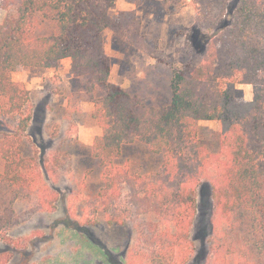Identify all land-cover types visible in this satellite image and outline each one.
<instances>
[{
  "label": "trees",
  "instance_id": "16d2710c",
  "mask_svg": "<svg viewBox=\"0 0 264 264\" xmlns=\"http://www.w3.org/2000/svg\"><path fill=\"white\" fill-rule=\"evenodd\" d=\"M117 1L2 0L0 120L10 129L0 136V192L8 195H0L1 227L53 210L58 199V191L41 186V172L25 154L30 92L13 73L70 58L71 74L87 78L92 117L101 130L91 150L104 168L103 185L89 208L107 212L127 191L126 213L138 239L127 264L139 258L147 264L188 262L202 182L212 187L217 229L207 264H264V0H192L196 24L214 34L204 56L176 72L171 99L162 105L110 80L106 30L153 52L136 10L115 13ZM165 1L177 8L187 0ZM239 83L253 86L252 100L238 95ZM207 119L221 124L210 144L199 136L200 121ZM135 142L162 155L158 171L132 173L116 164L122 147ZM21 202L26 208L15 210Z\"/></svg>",
  "mask_w": 264,
  "mask_h": 264
},
{
  "label": "rangeland",
  "instance_id": "374dc122",
  "mask_svg": "<svg viewBox=\"0 0 264 264\" xmlns=\"http://www.w3.org/2000/svg\"><path fill=\"white\" fill-rule=\"evenodd\" d=\"M128 9L136 10L153 52L106 30L110 80L150 105L166 104L174 75L204 56L214 32L196 24L197 5L192 0L177 8L165 0H140L138 6L118 0L113 11ZM6 15L0 0V24ZM70 67L71 59L65 58L56 67L26 66L13 73V79L30 92L32 118L23 133L25 154L32 156L35 170H40L41 186L58 191V199L53 210H41L10 227L0 225V264H127L129 248L138 245L135 225L126 213L127 191L107 212L93 213L89 208L103 185L104 168L91 150L101 130L92 117L95 103L88 96L87 78L73 76ZM236 88L243 99H253L251 84L239 83ZM100 95L95 90V97ZM9 126L0 120V136ZM220 130L218 120L200 121L199 136L207 143H213ZM116 164L132 173H153L160 169L162 155L135 142L122 147ZM212 193L208 182L197 189V213L190 232L193 251L186 264H207L217 234ZM0 195L8 200L6 190ZM25 208L21 202L15 210ZM139 259L137 264H147V258Z\"/></svg>",
  "mask_w": 264,
  "mask_h": 264
}]
</instances>
